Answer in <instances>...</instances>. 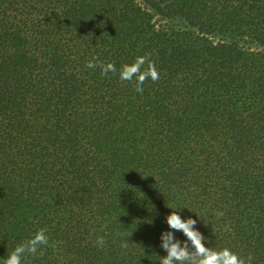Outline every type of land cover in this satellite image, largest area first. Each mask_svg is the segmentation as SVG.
<instances>
[{
    "label": "trees",
    "instance_id": "16d2710c",
    "mask_svg": "<svg viewBox=\"0 0 264 264\" xmlns=\"http://www.w3.org/2000/svg\"><path fill=\"white\" fill-rule=\"evenodd\" d=\"M172 211L264 264V0H0V264H160Z\"/></svg>",
    "mask_w": 264,
    "mask_h": 264
},
{
    "label": "clouds",
    "instance_id": "9594fccd",
    "mask_svg": "<svg viewBox=\"0 0 264 264\" xmlns=\"http://www.w3.org/2000/svg\"><path fill=\"white\" fill-rule=\"evenodd\" d=\"M145 65L147 66L145 67ZM86 67L88 69L99 67L101 75L105 77L110 72L113 74L117 72L113 63L105 64L99 61L98 57H93L89 60L86 63ZM159 78V71L148 54L138 56L133 63L124 64L119 70V79L122 82H134L135 90L141 94L143 93V85L146 80L151 79L156 82ZM166 223L170 229L182 232L187 239L181 242L175 238L173 231L163 232L160 237L161 247L166 251L167 255L160 258V264H252L253 257L251 255L245 259L229 248L214 250L207 247L204 243L205 237L194 227L197 224V220L191 217L185 220L181 218L177 211H172L166 217ZM117 235L123 238L128 234L117 233ZM95 243L102 248L106 243L104 236H99ZM48 244L49 239L46 235V230L40 229L29 239L17 245L5 258L4 264H22V257L26 254L36 256L38 250ZM120 247L127 249L128 241L122 239ZM40 255H43V253L41 252Z\"/></svg>",
    "mask_w": 264,
    "mask_h": 264
}]
</instances>
